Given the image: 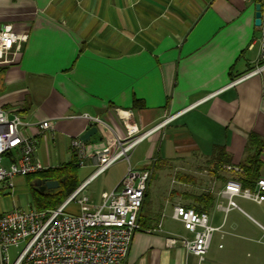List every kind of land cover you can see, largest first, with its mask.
<instances>
[{"label": "crops", "instance_id": "0c3cea01", "mask_svg": "<svg viewBox=\"0 0 264 264\" xmlns=\"http://www.w3.org/2000/svg\"><path fill=\"white\" fill-rule=\"evenodd\" d=\"M259 3L263 23L256 26ZM4 25L27 34L28 40L9 53L13 62L0 64V105L29 123L54 122V129L25 130L35 137L37 157L46 168L73 159V136L92 127L81 117L84 113L102 117L124 136L118 110H131L132 121L153 132L129 152L128 168L148 167L159 150L161 168L171 167L175 176L185 175L180 181L189 183L202 174L200 162L210 163L219 147L232 157L230 165L240 166L249 135L264 138V0H0V27ZM136 99L145 106L135 108ZM97 128L87 141L90 151L112 137L108 128ZM61 151L68 161L54 165ZM261 160L259 179H264V149ZM95 164L88 159L87 166ZM209 173L214 175L211 168ZM227 174L209 191L216 197L207 211L210 222V213L216 212L224 218L231 212L244 217L246 223H235L232 234L235 254L250 250L251 259L244 264H264V201L236 197L241 209L225 213ZM178 191L176 200L186 205ZM147 198L140 214L143 227L162 223L163 231H138L125 264L211 260L206 256L213 240L202 263L181 241L170 243V237L191 233L173 212L170 219L183 229L167 228L163 213L160 219L144 216ZM225 225L213 226L222 231Z\"/></svg>", "mask_w": 264, "mask_h": 264}, {"label": "built area", "instance_id": "2783aa9c", "mask_svg": "<svg viewBox=\"0 0 264 264\" xmlns=\"http://www.w3.org/2000/svg\"><path fill=\"white\" fill-rule=\"evenodd\" d=\"M27 40L28 35L17 33L12 25L1 26L0 64L13 62L9 53L13 50L18 52ZM118 113L125 126L124 136L102 117L88 113L81 115L90 126L108 128L112 137L101 149L90 151L81 135L73 136L71 150L78 166H86L89 158L95 160L96 166L88 179L63 204L51 209L16 208L0 212V264H125L138 231H163L162 223L156 228H144L140 223L153 169L135 170L129 166L119 184L102 194L100 203H93L85 194L92 179L117 161L129 160V152L153 132V129H140L132 121L131 110H118ZM168 120L155 128L163 126ZM28 128L43 132L54 129V122L46 119L29 123L19 114L11 116L0 105V191L2 187H14L16 176L48 169L37 157L35 137L25 133ZM226 167L234 173L242 171L240 166ZM222 193L226 198V204L222 206L225 213L241 209L236 197L260 203L264 201V179H259L252 189L244 187L239 178L232 177L225 182ZM73 201L79 205L80 212L67 210ZM172 217L180 221L191 236L170 237V243L181 241L188 254L196 256L202 263L219 228L211 224L207 211L184 204L173 207ZM21 244L24 247L12 262L10 249Z\"/></svg>", "mask_w": 264, "mask_h": 264}, {"label": "rangeland", "instance_id": "374dc122", "mask_svg": "<svg viewBox=\"0 0 264 264\" xmlns=\"http://www.w3.org/2000/svg\"><path fill=\"white\" fill-rule=\"evenodd\" d=\"M51 151L54 153L53 148L51 149ZM157 160H159V162L156 164V167H153L154 163H156ZM67 161L68 158L64 157L63 151H61L60 157L58 159L54 158L53 160L54 165H60ZM156 161L151 162L148 167L138 168V170H144L146 168H149L151 170L153 169L154 171V176L150 182L149 189L147 191L148 198L145 203L143 215L153 218L156 217L157 219L162 218L163 215L166 216V218L164 219V223L167 228H171L172 230L183 229L181 223L174 222L173 220L170 219V215L173 212V205L177 203L183 204V202H181L180 200H179L180 202L176 200L175 194H177L178 190H176L175 187H180L178 188L180 189L179 190L180 192L179 191L178 192L182 196V198H184L183 201L184 203H186L187 206L193 203L192 202L193 199L191 197L190 198L184 197L183 195H187V194L190 195L191 193H194V195L195 194L200 195L204 192L211 191L212 189L216 190L217 187L221 183H223V179L219 178L218 176H223L225 178L224 175L228 176L227 173H230L229 178L232 177L238 178V176L235 175L239 174L230 171L229 169H227L225 165L218 173L212 175L213 176L212 177L209 173V169L210 168L212 169L214 165V161L212 159L210 163L206 161L200 162V165L203 168L202 174H197L198 179L195 183H189V181H185L182 179L180 181L178 178H183V176L185 175L180 174L178 176H175L174 171L171 170V167H167L166 170L161 168V166H163L164 164V161L162 155H159V150L158 153L156 154ZM4 164H6V159ZM128 165H129V161L127 159H121L118 162L114 163L105 172L97 176L95 179H92L88 183L87 188L85 190V194L89 196L90 200L93 203L96 204L100 203L102 194L105 191H110L114 189L119 184V182L121 181L125 172L128 169ZM181 165L184 167L187 166L186 163H183ZM77 170H78V176H77L78 180H80V182L82 183L95 170V168L94 166L91 167L86 165L84 167H79ZM182 182H184V185L181 184ZM13 183H14V187L12 188L2 187L0 191V212L12 211L16 208H20L24 210L36 209V207L33 205L31 200L30 183L27 177L16 176L13 180ZM190 187H192L195 190L193 189L189 190ZM54 190H50V191H54ZM45 191H49V190L47 189ZM172 198L175 199L172 201ZM169 200L172 201L173 203L171 204ZM161 204H162V208L164 207L165 209H161ZM67 210L74 213L80 212L79 205L75 201L71 202V204L67 207ZM157 213L158 215H155ZM161 213H163V215ZM210 214L212 216L211 219L213 221L211 220V222L213 225L221 224L222 222L226 223V225L222 227V231H217L214 233L211 250L208 252V255L206 256L207 259H211V260L209 261L207 260V262L205 261L203 264H210V263L211 264H244L249 262L251 257L250 255H248V252H252V251L246 250L244 252H241V254L236 255L234 250L235 240H234V236L232 235L236 232L235 223H246L245 218L240 216L236 212H231L226 216V218H224L223 213L216 212L214 213V215H212V213ZM218 244H222L223 247L219 248ZM23 247L24 244H21L17 248L12 247L10 249L12 262L15 261V259L17 258L19 252L23 249Z\"/></svg>", "mask_w": 264, "mask_h": 264}, {"label": "trees", "instance_id": "16d2710c", "mask_svg": "<svg viewBox=\"0 0 264 264\" xmlns=\"http://www.w3.org/2000/svg\"><path fill=\"white\" fill-rule=\"evenodd\" d=\"M264 62L261 63L263 65ZM143 101L136 99L134 101V107H144ZM264 149V138L256 133H251L248 138V142L245 149V160L240 164L242 171L238 174V178L242 181L245 187H254L258 179L260 178V170L262 167L261 155ZM214 165L212 172L218 173L223 166L230 165L232 157L228 152L220 147L215 151L212 156ZM156 167V166H155ZM79 166L76 163L75 157L73 159L55 168H48L46 170L29 174L27 179L30 183L31 200L36 209H51L57 208L63 204L68 197L80 186L78 180ZM221 179H225L223 176H218ZM39 178L52 179L59 182V187L54 191H41L36 182ZM193 205L196 210L209 211L215 203L216 197L211 192H204L200 195H193ZM142 226L145 223L141 222Z\"/></svg>", "mask_w": 264, "mask_h": 264}, {"label": "water", "instance_id": "95a60500", "mask_svg": "<svg viewBox=\"0 0 264 264\" xmlns=\"http://www.w3.org/2000/svg\"><path fill=\"white\" fill-rule=\"evenodd\" d=\"M263 23V16H262V4L259 3L256 5V19L255 24L256 26H261ZM262 51L264 54V38L262 39ZM98 132L97 126H92L89 128L83 135L82 139L85 141H89L90 138ZM36 185L40 188L41 191L45 190H54L59 187V182L52 179H42L39 178L36 182Z\"/></svg>", "mask_w": 264, "mask_h": 264}]
</instances>
